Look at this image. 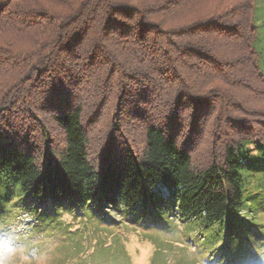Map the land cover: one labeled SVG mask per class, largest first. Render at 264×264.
<instances>
[{"label":"trees","instance_id":"trees-1","mask_svg":"<svg viewBox=\"0 0 264 264\" xmlns=\"http://www.w3.org/2000/svg\"><path fill=\"white\" fill-rule=\"evenodd\" d=\"M253 14V0H0V181L103 221L241 236L239 152L264 143Z\"/></svg>","mask_w":264,"mask_h":264},{"label":"rangeland","instance_id":"rangeland-1","mask_svg":"<svg viewBox=\"0 0 264 264\" xmlns=\"http://www.w3.org/2000/svg\"><path fill=\"white\" fill-rule=\"evenodd\" d=\"M254 48L264 75V0H253ZM246 188L241 236L217 238L179 219L146 221L134 214L95 209L66 211L42 205L22 192L16 178L0 181V238L7 237L36 264H240L242 255L264 260V143L239 152ZM168 197L165 186L158 187ZM28 217V218H27ZM33 221V224H32ZM250 235V236H249ZM249 236V239L247 237Z\"/></svg>","mask_w":264,"mask_h":264},{"label":"clouds","instance_id":"clouds-1","mask_svg":"<svg viewBox=\"0 0 264 264\" xmlns=\"http://www.w3.org/2000/svg\"><path fill=\"white\" fill-rule=\"evenodd\" d=\"M0 264H33L25 258L21 250L7 237L0 238ZM36 264H44L43 261H38ZM134 264H147V261H134Z\"/></svg>","mask_w":264,"mask_h":264},{"label":"snow or ice","instance_id":"snow-or-ice-1","mask_svg":"<svg viewBox=\"0 0 264 264\" xmlns=\"http://www.w3.org/2000/svg\"><path fill=\"white\" fill-rule=\"evenodd\" d=\"M240 264H264V260H257V258L255 256H251V255H242L239 258Z\"/></svg>","mask_w":264,"mask_h":264},{"label":"built area","instance_id":"built-area-1","mask_svg":"<svg viewBox=\"0 0 264 264\" xmlns=\"http://www.w3.org/2000/svg\"><path fill=\"white\" fill-rule=\"evenodd\" d=\"M28 218V217H27ZM32 224H33V221H32Z\"/></svg>","mask_w":264,"mask_h":264}]
</instances>
